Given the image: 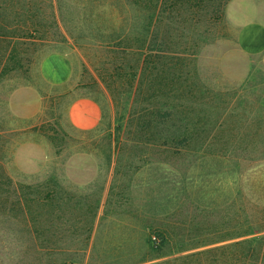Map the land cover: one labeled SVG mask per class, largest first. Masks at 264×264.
<instances>
[{
    "label": "rangeland",
    "instance_id": "374dc122",
    "mask_svg": "<svg viewBox=\"0 0 264 264\" xmlns=\"http://www.w3.org/2000/svg\"><path fill=\"white\" fill-rule=\"evenodd\" d=\"M128 1L0 0V264H165L264 225V71L227 0L174 95L136 73ZM83 96L88 129L66 116Z\"/></svg>",
    "mask_w": 264,
    "mask_h": 264
},
{
    "label": "trees",
    "instance_id": "16d2710c",
    "mask_svg": "<svg viewBox=\"0 0 264 264\" xmlns=\"http://www.w3.org/2000/svg\"><path fill=\"white\" fill-rule=\"evenodd\" d=\"M224 1L129 0L128 2H132L139 10L146 11L133 20L136 22V35L135 42H131L130 45L138 51L136 73L138 74V70L139 74L145 70V73L153 75L152 78L159 75V77L156 76L158 84L165 86V91L173 94V89L178 88L179 83L186 80L188 73L182 61L183 57L179 54L196 52L198 41L203 42L207 39L204 34L207 33L211 21L217 17L216 12ZM171 31L177 37L175 43L182 39V43H185L183 46L172 48L168 45ZM186 37L189 38V42H186ZM164 69L165 74L163 75L161 73ZM142 109L147 110V107L142 105ZM171 115V108L168 110L165 107V124H167L166 119ZM181 140L183 141V138L179 133L168 136V143L173 147H179ZM10 194L15 195L16 193L12 190L9 197ZM47 197H49V192H47ZM19 201V196L14 198L11 202V209L19 205ZM254 223L249 224V228L242 232L222 235L212 240H202L198 244H193L192 247L223 241V243L195 252L177 254L165 261V264H264V225ZM235 237L240 238L224 242L226 239ZM167 239L165 238V241ZM189 248L190 246L183 244L178 250Z\"/></svg>",
    "mask_w": 264,
    "mask_h": 264
},
{
    "label": "crops",
    "instance_id": "0c3cea01",
    "mask_svg": "<svg viewBox=\"0 0 264 264\" xmlns=\"http://www.w3.org/2000/svg\"><path fill=\"white\" fill-rule=\"evenodd\" d=\"M224 16L227 23L236 29L237 43L247 53L258 57L264 71V0H227ZM52 57L51 54L46 59ZM66 116L75 128H91L100 119L99 104L90 97L74 98L66 109Z\"/></svg>",
    "mask_w": 264,
    "mask_h": 264
}]
</instances>
